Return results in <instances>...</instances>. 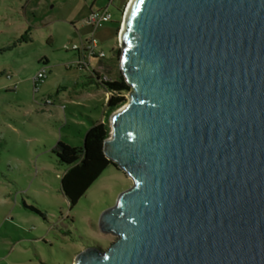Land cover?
<instances>
[{
  "label": "water",
  "instance_id": "1",
  "mask_svg": "<svg viewBox=\"0 0 264 264\" xmlns=\"http://www.w3.org/2000/svg\"><path fill=\"white\" fill-rule=\"evenodd\" d=\"M118 45L131 184L72 264H264V0H129Z\"/></svg>",
  "mask_w": 264,
  "mask_h": 264
},
{
  "label": "rangeland",
  "instance_id": "2",
  "mask_svg": "<svg viewBox=\"0 0 264 264\" xmlns=\"http://www.w3.org/2000/svg\"><path fill=\"white\" fill-rule=\"evenodd\" d=\"M128 2L108 4L111 19L93 32L104 57L82 67L73 45L92 32L89 11L108 0H0V264H72L79 251L115 239L98 219L131 179L109 164L70 205L60 188L65 165L51 149L59 140L81 145L91 121L104 118L111 92L99 77L120 72ZM40 69L45 77L34 84Z\"/></svg>",
  "mask_w": 264,
  "mask_h": 264
},
{
  "label": "trees",
  "instance_id": "3",
  "mask_svg": "<svg viewBox=\"0 0 264 264\" xmlns=\"http://www.w3.org/2000/svg\"><path fill=\"white\" fill-rule=\"evenodd\" d=\"M115 52L118 54L119 48ZM93 73L91 78L95 79L99 74ZM100 83L111 92L103 114L106 121L104 118L91 121L81 145H70L59 140L51 149L58 162L65 165L60 175V188L70 205L76 203L107 165L112 164L102 150L103 140L110 131L107 116L124 100L123 94L129 91V85L123 79L121 72H118L114 78L102 80Z\"/></svg>",
  "mask_w": 264,
  "mask_h": 264
},
{
  "label": "built area",
  "instance_id": "4",
  "mask_svg": "<svg viewBox=\"0 0 264 264\" xmlns=\"http://www.w3.org/2000/svg\"><path fill=\"white\" fill-rule=\"evenodd\" d=\"M109 2H111V0H109ZM109 2L106 4V6L101 7L97 10H90L89 14L87 15V17L84 20L87 24L90 25V27H92V32H90L89 37L85 38L82 41L80 47H78L75 44L73 45V48L79 52V58L77 61L79 66H82V67H83V65L87 66L89 64L91 57H98V58L104 57L103 52L102 51L99 52L95 48L96 47V40L93 37V32L98 27H100V25L103 22H106V21L111 19V13L107 7ZM86 60H87V62H85ZM44 77H45L44 70L43 69L38 70L37 73L32 77L33 83L37 84V83L41 82ZM100 77H99L100 81L111 79L108 77L106 78V76H104L105 78L102 76H100Z\"/></svg>",
  "mask_w": 264,
  "mask_h": 264
},
{
  "label": "crops",
  "instance_id": "5",
  "mask_svg": "<svg viewBox=\"0 0 264 264\" xmlns=\"http://www.w3.org/2000/svg\"><path fill=\"white\" fill-rule=\"evenodd\" d=\"M91 73L94 75V73H93V72H91ZM92 74H91V76H93ZM116 75H117V74H116ZM116 75H115V76H116ZM113 78H114V77H113ZM93 79H94V78H93ZM94 80H95V79H94Z\"/></svg>",
  "mask_w": 264,
  "mask_h": 264
},
{
  "label": "flooded vegetation",
  "instance_id": "6",
  "mask_svg": "<svg viewBox=\"0 0 264 264\" xmlns=\"http://www.w3.org/2000/svg\"><path fill=\"white\" fill-rule=\"evenodd\" d=\"M112 1V0H111ZM108 2H109V0H108ZM110 3V2H109Z\"/></svg>",
  "mask_w": 264,
  "mask_h": 264
}]
</instances>
